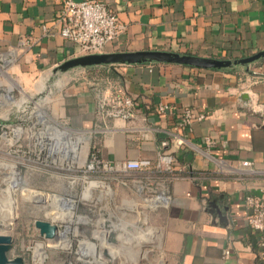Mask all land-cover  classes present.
Listing matches in <instances>:
<instances>
[{
    "label": "crops",
    "instance_id": "0c3cea01",
    "mask_svg": "<svg viewBox=\"0 0 264 264\" xmlns=\"http://www.w3.org/2000/svg\"><path fill=\"white\" fill-rule=\"evenodd\" d=\"M100 1L126 26L102 53L159 50L238 59L264 50V0ZM61 8L62 0H0V60L10 53L16 58L0 87L12 92L19 87L28 99L44 93L43 111L72 133L80 166L92 150L115 161H154L164 141L176 157L172 175H126V185H116L121 193L117 216L108 213L133 234L155 226L149 233L158 237V254L127 258L131 250L142 249L143 239L122 238L108 252L122 250L127 256L120 264H264L263 234L249 226L245 205L248 194L264 199V58L227 69L147 63L55 72L83 56L69 40L43 32L56 26ZM118 95L135 100L134 117L103 120L100 102ZM161 104L170 107L168 113L157 111ZM184 107L205 116L191 133L179 127L178 110ZM8 112L2 109L0 116ZM206 137L214 142L209 153ZM222 160L241 171L227 172ZM243 162L251 163L252 172L244 171ZM40 183L47 184L43 178ZM152 190L166 191L169 203H152Z\"/></svg>",
    "mask_w": 264,
    "mask_h": 264
},
{
    "label": "built area",
    "instance_id": "2783aa9c",
    "mask_svg": "<svg viewBox=\"0 0 264 264\" xmlns=\"http://www.w3.org/2000/svg\"><path fill=\"white\" fill-rule=\"evenodd\" d=\"M54 23L56 26L53 28L43 27L45 36L51 38L61 36L69 40L78 47L83 56L102 53L107 44L117 40L126 30L125 24L121 22L118 15L100 0H84L81 2L62 0V8ZM10 55L11 57L8 56L0 60L2 61V65H0V78H7L11 65L16 61L14 55L11 53ZM33 98H17L12 91L0 87V111L2 109L9 111L6 114L7 117L5 115L4 117L0 116V121L4 122L0 123V155L7 156L12 161L7 166L13 170L17 171L19 168L32 162L29 158L31 154V141L39 142L41 153L45 149H42V146L45 144L44 140L48 139V133H52V139L57 141L58 146L60 145L56 151V148L53 150L52 154L54 156L64 154L66 161L71 160L72 165L75 166L77 175L72 179V183H88L94 184V186H101L103 189H109L115 183L126 185L127 179L124 177L129 175V173H147L153 171L158 174L172 175L175 171L176 157L168 141L162 142L157 158L154 161L149 158H131L115 161L104 158L97 150H92L87 161L83 166H80L78 163L79 147L75 143L72 133L60 129L48 120L43 111L44 98ZM135 107L136 102L131 96L118 95L112 100H102L100 102L99 115L105 121L117 119L130 120L134 117ZM169 110L170 107L167 104H161L157 108V111L160 113H168ZM178 113L180 116L179 127L183 132L187 133L192 132L195 122L205 118L204 115L197 114L189 107L180 108ZM12 115L15 116L10 118ZM204 143L209 153L214 142L210 137H206ZM219 163L227 172L236 173L241 171V168H234L224 160ZM241 167L245 172H252L250 162H243ZM13 183H15L14 180ZM26 186L28 187V185ZM38 193L36 196L41 198L46 197L45 194ZM151 197L152 203L168 204L170 201V196L166 191L159 194L155 190H152ZM245 205L248 212L249 226L255 232L263 234L262 244L264 246V199L253 194H248L245 197ZM89 217L92 216L88 214L78 218L83 221V224H87L91 222V218ZM99 217L103 218V224L106 226V229H103V225H99L98 223L99 227L88 230L87 233L83 231L81 232L82 235L78 232L79 227H76L73 234L72 227L67 225L62 232L61 225H57L54 221H48L55 224L58 228L57 238L54 241H59L60 234H65L67 240L65 243H61L62 245H70L71 247L74 237L77 238L81 235L83 237V240L79 242L81 243V250L84 247H92L94 250L102 248L101 240L103 236H106L107 243L105 246L107 248L113 247V243L110 241L113 234L116 236V239L122 238V236L126 238L133 237L132 234L129 235L127 233L125 226L121 225V222L117 224L111 221L107 212L101 213ZM139 234L135 235L136 237L134 236V240H140ZM141 234L147 235L144 232ZM53 242L43 241L40 248L55 246ZM229 255L230 250H225L224 256L228 257Z\"/></svg>",
    "mask_w": 264,
    "mask_h": 264
},
{
    "label": "rangeland",
    "instance_id": "374dc122",
    "mask_svg": "<svg viewBox=\"0 0 264 264\" xmlns=\"http://www.w3.org/2000/svg\"><path fill=\"white\" fill-rule=\"evenodd\" d=\"M14 90L15 97L27 98L24 96L26 90L23 91L16 86H14ZM52 138V133H48V139L44 140L45 144L42 146V149H45L41 153L39 142L31 141L29 157L32 161L30 162L31 165L29 167L28 165L23 166L17 171L7 166L12 163L7 156L0 155V162H2L0 163V234H7L13 238V249L10 254L11 256H22L24 264H106V261H108L107 264H112L109 262L111 255L114 258L117 255V253L115 255V250L119 251L118 249L115 248L114 252L109 250L111 255L107 257L104 251L99 250V248L95 251L92 247H85L81 250V243L79 242L83 240L81 232L87 233L88 230L99 227L98 223L103 225V229H106L103 218L99 217L101 213L107 212L115 216V213L119 211L121 193L118 192L119 188L116 186L118 183L111 185L109 189L88 183H72V179L77 175L75 166L72 165L71 160L66 161L64 154L60 156L52 154L53 150L56 148V151L60 146ZM27 164L29 163L27 162ZM131 174L129 173V175ZM42 178L47 184L40 183ZM26 183L31 185L35 183L36 185H28L27 187ZM133 191L135 196V188ZM38 192L45 194L46 197L36 196L39 194ZM94 212L98 216L90 215L93 217V219L89 217L91 218L90 223L83 224V221L79 219L89 213L94 214ZM39 219L54 221L57 225L62 226V232L68 225L72 227L74 234L76 227H79L78 232L81 235L77 238L74 237L71 247L70 245H62L61 243L65 242L59 240L49 241L53 242L55 246L40 248L44 240L39 237V232L35 227V221ZM111 221L118 224L121 220L111 218ZM148 226L150 225L147 224L143 228L147 233L146 236L138 235L140 240L143 239L141 240L142 249L131 250L129 256L120 250L118 257L116 256L112 261L113 264H120L124 256L138 258V253H147L146 256L152 258L158 254V237L149 233V230L154 232L156 228L153 225L152 229L146 230ZM125 227H127V233L132 234L133 237L122 236V240L135 243L134 236L137 234H133L129 225ZM93 242L95 243V241ZM120 253L121 256H119Z\"/></svg>",
    "mask_w": 264,
    "mask_h": 264
},
{
    "label": "water",
    "instance_id": "95a60500",
    "mask_svg": "<svg viewBox=\"0 0 264 264\" xmlns=\"http://www.w3.org/2000/svg\"><path fill=\"white\" fill-rule=\"evenodd\" d=\"M264 58V50L245 58L238 59H212L194 55L181 54L170 51L148 50L139 52H115L88 54L70 59L55 69V72H66L77 67H89L95 65L115 64H147L166 63L180 64L200 69H227L235 66L249 67L251 64ZM45 94H39L37 98H44ZM0 123H4L0 121ZM35 227L39 237L44 241H54L57 238L58 228L48 220L35 221ZM110 241L115 244L116 236L113 234ZM106 236L101 240L102 250L105 256L110 257ZM13 238L7 234H0V264H24L22 256H11Z\"/></svg>",
    "mask_w": 264,
    "mask_h": 264
},
{
    "label": "bare ground",
    "instance_id": "6f19581e",
    "mask_svg": "<svg viewBox=\"0 0 264 264\" xmlns=\"http://www.w3.org/2000/svg\"><path fill=\"white\" fill-rule=\"evenodd\" d=\"M8 218V217H7ZM11 220V219H10ZM1 223V222H0ZM4 227H7V226H4ZM60 242H66V238H65V234L63 233V234H60ZM85 248V247H84ZM112 256V255H111Z\"/></svg>",
    "mask_w": 264,
    "mask_h": 264
},
{
    "label": "trees",
    "instance_id": "16d2710c",
    "mask_svg": "<svg viewBox=\"0 0 264 264\" xmlns=\"http://www.w3.org/2000/svg\"><path fill=\"white\" fill-rule=\"evenodd\" d=\"M89 215H93V217H96L97 216V214L96 213H89Z\"/></svg>",
    "mask_w": 264,
    "mask_h": 264
}]
</instances>
